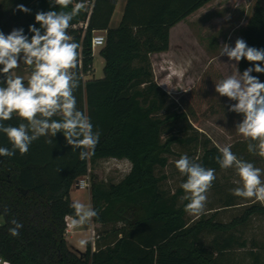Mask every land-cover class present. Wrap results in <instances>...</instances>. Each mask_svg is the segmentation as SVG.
Masks as SVG:
<instances>
[{"label": "trees", "instance_id": "1", "mask_svg": "<svg viewBox=\"0 0 264 264\" xmlns=\"http://www.w3.org/2000/svg\"><path fill=\"white\" fill-rule=\"evenodd\" d=\"M84 1L73 0V4ZM241 1L126 0L114 28L109 24L118 0H94L90 8L81 10L69 29L80 45L82 57L80 86L75 95L77 108L90 117L94 130L101 132L99 143L94 155L82 161L78 151L73 152L66 144L63 134L57 133L51 144L46 142L48 137L33 142L26 155L17 151L12 158L0 157V257L5 262L264 264V243L256 248L253 242L248 249L246 239L238 234L252 216L264 213V206L249 205L228 222L218 220L217 211L188 220L184 211L187 202L180 199L183 190L172 192L161 186L167 179L163 170L176 153L174 145L187 149L200 145V152L194 151L190 158L216 171L221 168L215 159L219 148L195 130L189 114L155 81L150 61L151 54L168 50L170 29L179 22L193 21L211 8H224V15L214 16L202 25V30L210 25L216 29ZM19 4L31 13L16 11ZM49 10V0H0V31L8 34L14 28H23L30 37L28 27L35 23L36 12ZM93 30L106 32L99 50L104 59L103 77L83 79L82 74L92 73ZM241 34L248 46L264 49V7L260 3L254 4ZM250 66L241 60L237 68L242 73ZM252 75L264 82V73ZM202 78L214 83L221 79L214 68L206 70ZM218 97L217 106L230 121L242 119L228 111L234 101ZM214 104L209 103L210 110ZM19 122L14 117L5 123L17 126ZM0 146L11 147L2 133ZM232 146L237 156L248 158L247 141L236 139ZM109 158L127 160L131 166L116 183L104 185L89 177L90 205L99 213L92 222L112 227L96 234L94 242L87 240L81 251L65 238V217L74 215L69 207L73 203L70 189L87 175L90 166ZM4 206L9 209L7 215ZM13 218L23 224L18 237L9 233ZM206 235L213 236L209 244L204 242Z\"/></svg>", "mask_w": 264, "mask_h": 264}, {"label": "clouds", "instance_id": "2", "mask_svg": "<svg viewBox=\"0 0 264 264\" xmlns=\"http://www.w3.org/2000/svg\"><path fill=\"white\" fill-rule=\"evenodd\" d=\"M49 11H38L35 23L23 28H14L10 33L0 31V133L6 136L11 147L0 146V157L12 158L17 151L26 155L30 145L41 137H53L62 133L66 144L73 152L78 151L84 161L94 155L101 132L94 130L90 117L77 108L76 90L80 86V45L69 29L73 19L84 8L83 3L73 0H49ZM72 5L71 10L69 6ZM60 10L57 11L56 9ZM16 11L31 13L23 4ZM36 24L39 27H36ZM227 56L234 65L241 60L250 63L242 73L238 70L216 81L215 92L220 97L234 101L228 111L242 119L236 123L237 134L247 141V152L264 159V82L255 73H264V49L248 46L237 38L234 47L223 44L219 56ZM21 65L27 75L16 73ZM17 118V126L6 124ZM216 163L223 170L232 169L236 185L232 195L244 200H254L264 205V168L237 156L231 146L219 148ZM175 168L185 179L180 184L183 190L181 201H186L184 211L192 216L204 214L208 192L216 180V170L182 154ZM73 209L72 226L84 225L99 213L91 205L79 201L69 205ZM9 209L4 206L3 213ZM9 228L12 237L20 235L23 224L13 218ZM87 240H81L82 246Z\"/></svg>", "mask_w": 264, "mask_h": 264}, {"label": "rangeland", "instance_id": "3", "mask_svg": "<svg viewBox=\"0 0 264 264\" xmlns=\"http://www.w3.org/2000/svg\"><path fill=\"white\" fill-rule=\"evenodd\" d=\"M126 3V0H125ZM124 3V6H125ZM84 8H86L84 6ZM88 9V8H86ZM124 9V8H123ZM123 9L120 13V0H118V8L114 11L110 20L109 26L116 27L122 16ZM217 11V10H216ZM212 8L189 21L186 25L177 26L171 33V44L168 51L160 58H153L155 62L156 74L154 79L159 82L169 93L172 99L181 109L185 110L190 117L193 127L202 137H208L218 147L231 146L236 139H241L236 130L233 120L230 121L217 106V98H215V84L208 79H204L203 73L209 68H214L221 78L235 73L237 71L234 61H229L228 57L219 56L220 51L225 44L226 25L223 21L216 29L212 25L205 27L204 32L202 25L210 20L216 14ZM226 13V11H224ZM234 12V10H233ZM232 12V13H233ZM203 21V22H202ZM238 33L235 31L232 34V41L228 44L234 47L235 40ZM100 48L97 47L93 52V76L92 78L103 77L104 59L99 54ZM152 66V65H151ZM16 73L27 75V69L21 65ZM154 73V72H153ZM156 75V76H155ZM87 78H90L88 76ZM218 80V79H216ZM209 103H215L213 107L209 108ZM212 109H216L213 112ZM191 132V131H190ZM175 155L169 159L168 166L163 170L167 175V179L161 183L163 188L169 191H175L180 188V184L185 179L175 168V161L182 155L187 154L192 157L200 152V145H194L192 149H187L179 145L173 146ZM248 152H245L247 154ZM249 154V153H248ZM253 162L255 166L264 168V160L252 154L248 155L246 159ZM130 164L125 160L106 159L97 161L93 166H90L91 171L87 175L95 177L102 181L104 185L108 183L118 182L129 170ZM91 178V177H90ZM235 179L234 171L232 169L216 171V180L208 192V199L204 214L209 215L217 211L216 218L223 222H228L236 216H240L249 205H261L254 200H244L240 197L232 195L230 189L236 185L233 183ZM70 199L73 202L79 201L85 205H90L89 187L87 189L76 188L72 186L70 190ZM232 204L225 207L226 204ZM199 216H187L188 220H194ZM1 221V217H0ZM88 226L89 237L91 231L98 234L103 230L110 229L111 225L100 226L98 224H91V221L81 225L86 228ZM241 237L247 241V248L251 249L253 242L256 248H260L264 243V213L256 214L250 218L243 228H240L239 233ZM66 237V236H65ZM212 235L203 237L204 242L209 244ZM84 240L82 235H76L73 243L80 245V241Z\"/></svg>", "mask_w": 264, "mask_h": 264}, {"label": "crops", "instance_id": "4", "mask_svg": "<svg viewBox=\"0 0 264 264\" xmlns=\"http://www.w3.org/2000/svg\"><path fill=\"white\" fill-rule=\"evenodd\" d=\"M260 3L263 7H264V0H242L241 3L236 6V8L234 9V12L229 16V18L224 22V26L226 25V35H225V40L224 42L225 43H229L230 41H232V34L236 31L238 33V36L237 38H242V29L246 26L247 22H248V19L250 18L252 12H253V7H254V4L255 3ZM124 3H125V0H120V13L122 11V9L124 8ZM118 8V2L116 4V7H115V10ZM114 10V11H115ZM226 11L224 8H221L219 10L216 11V14H214L213 16H222L225 14ZM113 16V15H112ZM112 18V17H111ZM189 21L187 20H183L181 22H179L178 24H176L175 26H173L171 29H170V37H169V46L171 44V33L172 31L179 25L183 24V25H186ZM203 22V21H202ZM236 38V39H237ZM236 41V40H235ZM229 45V44H228ZM169 49V48H168ZM168 51V50H167ZM167 51L165 52H160V53H154V54H151L150 55V61H151V65L153 67V70H155V65H154V61H153V58H160L163 54H165ZM154 73L153 74H156V71H153ZM156 76V75H155ZM90 77H94L93 76V69H92V73L90 74ZM156 81V80H155ZM161 88L163 90L166 91V89L159 83L157 82ZM167 92V91H166ZM168 93V92H167ZM169 94V93H168ZM109 159H114V158H109ZM106 160V159H105ZM127 161V160H125ZM129 162V161H128ZM130 164V162H129ZM131 166V164H130ZM130 169V167H129ZM91 171V169L89 170ZM129 172V170H128ZM127 172V173H128ZM126 173V174H127ZM124 177V176H123ZM122 177V178H123ZM81 178V177H80ZM121 178V179H122ZM120 179V180H121ZM76 187V186H75ZM77 188V187H76ZM71 190V189H70ZM89 198H90V195H89ZM3 223V220L1 218V221H0V225ZM92 220H91V224H92ZM95 224V223H93ZM88 226H86V228H83L81 226H77V227H74V232L69 234V235H66V240L68 241L69 244L73 245L75 248L81 250V251H84L85 249V246H82L81 244L80 245H74L73 243V240L75 238L76 235H82L84 240H89V232H88ZM5 264H8L7 262H5Z\"/></svg>", "mask_w": 264, "mask_h": 264}, {"label": "built area", "instance_id": "5", "mask_svg": "<svg viewBox=\"0 0 264 264\" xmlns=\"http://www.w3.org/2000/svg\"><path fill=\"white\" fill-rule=\"evenodd\" d=\"M93 2H94V0H85L83 4L85 7L90 8L92 6ZM79 25L82 26L83 23H80ZM85 25H86V23H84V27H85ZM73 27H75V25H73ZM97 31H99V30H93L92 31V37H91V50H92V52H94V50L97 47L101 48L105 43V36L97 34ZM81 67H82V57L80 54L79 69H81ZM88 76H90V72H87L86 74H82L83 79H87ZM89 185H90V179H89L88 175L82 176L75 183V186L77 188H81V189H87L89 187ZM72 218L73 217H71V216L65 217V236L74 232V227L72 226ZM96 238H97V235L91 231V235L89 237V240L94 242V240ZM0 264H5V261L1 257H0Z\"/></svg>", "mask_w": 264, "mask_h": 264}, {"label": "water", "instance_id": "6", "mask_svg": "<svg viewBox=\"0 0 264 264\" xmlns=\"http://www.w3.org/2000/svg\"><path fill=\"white\" fill-rule=\"evenodd\" d=\"M97 34H100V35H103V36H105L106 32H105V31H103V30H100V31H97Z\"/></svg>", "mask_w": 264, "mask_h": 264}]
</instances>
